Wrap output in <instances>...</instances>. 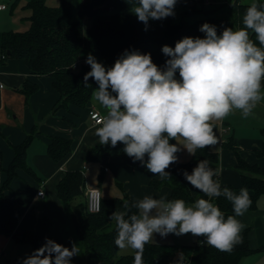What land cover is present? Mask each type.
Segmentation results:
<instances>
[{"label":"clouds","instance_id":"obj_1","mask_svg":"<svg viewBox=\"0 0 264 264\" xmlns=\"http://www.w3.org/2000/svg\"><path fill=\"white\" fill-rule=\"evenodd\" d=\"M177 2L134 0L130 11L146 31L150 21L175 16ZM242 24L239 29L224 27L220 32L216 25L202 24L203 37L185 36L174 47L162 46L168 57L163 67L153 62L150 53L138 50H125L111 67L89 54L85 62L91 70L83 83L90 87L89 78L95 81L98 87L92 99L105 110L94 133L99 144L115 148L122 143L123 152L133 162L139 161L161 179L171 178L165 170L178 162L176 154L182 148L195 155L198 149L216 145L213 121L237 111L247 118L264 101V2L253 0ZM172 140L183 141V145ZM219 175L220 169L207 160L199 161L191 173L183 171L186 181L207 197L193 203L151 196L125 200L123 210L109 216L115 225V245L133 250V264H143L145 245L154 234L164 238L191 233L202 237L203 245L230 252L242 243L246 225L237 217L248 211L252 200L247 188L238 194L222 188ZM219 197L231 202L234 215L225 218L213 202ZM78 255L77 244L68 248L46 238L22 264H71ZM175 264H184L182 254Z\"/></svg>","mask_w":264,"mask_h":264},{"label":"trees","instance_id":"obj_2","mask_svg":"<svg viewBox=\"0 0 264 264\" xmlns=\"http://www.w3.org/2000/svg\"><path fill=\"white\" fill-rule=\"evenodd\" d=\"M183 2L184 0H178V3ZM209 2L206 0V3ZM249 5L236 0L229 6L225 17L207 15L193 23H186L185 17L196 11L210 10L185 6L180 21H176L175 16L152 20L145 31V25L129 11L134 6V0H60L58 6L47 5L46 0H30L28 6L32 13L29 16V29L0 30V68L9 59H22L34 74L51 76L53 87L60 95L54 112L60 109L72 112L74 107H85L91 100L94 89L98 87L92 78L88 81L91 86H84L83 78L91 70L89 66L83 65L78 72L73 70L86 55V51L101 57L108 67H111L125 50H138L142 54L150 53L153 62L163 67L168 57L162 53V46L174 47L175 43L185 36L203 37L204 33L200 32L199 28L204 23L216 25L218 32L224 27L239 29L243 26L242 18ZM75 8H78L77 19L73 18ZM84 20L89 22L87 28L84 27ZM252 38L255 40L254 35ZM176 75L179 78V74ZM37 89L36 83L26 80L20 91L28 98ZM213 126L215 131L217 125L213 123ZM37 132L34 128L21 144L13 146L14 158L7 168L3 167V155L0 151V172L4 171L7 175L0 185V234L12 236L19 243L31 244L33 251L40 248L46 238L59 244L58 236L53 233L55 220L48 216L46 211L37 214L36 210H33L34 221L31 230L16 232L22 216L20 208L24 201L9 197L6 192L11 188L19 170L29 171L27 151ZM262 136L263 145L261 149L256 150L260 157L264 156V128ZM170 143L176 141L172 140ZM223 144L236 155L235 168L240 172L242 186L251 191L250 209L257 210L258 201L264 196V167L243 158L238 144L232 137ZM123 147L122 143H118L115 148L110 144H97L87 151L86 161L97 162L106 155L117 154L123 155L130 165L146 169L139 161L133 162L132 158L123 152ZM47 151L55 162H61L72 152V140L52 136ZM176 155L178 162L165 170L171 174V178L153 179L150 184L156 189L170 187L169 200L183 199L187 203H193L196 198L183 176V171L191 173L201 160H207L211 167L220 169V154L208 146L198 149L189 161H181L180 152ZM220 184L222 188L228 187L235 192L234 186L221 182ZM57 197L66 213L74 243L79 247V255L73 264H133L134 253L118 255V247L114 243L116 231L111 229L113 221L109 216L115 211H122L125 200L132 202L136 201L135 199L126 195H102L100 211L90 212L83 170L66 172L57 184ZM213 202L225 213V218L234 215L231 202L224 197L215 198ZM250 233L251 228H245L241 233L242 243L237 244L230 252L201 244L202 237L194 244H159L151 241L145 245L143 264H175L180 254L187 264H242L245 258L260 250L252 247Z\"/></svg>","mask_w":264,"mask_h":264},{"label":"crops","instance_id":"obj_3","mask_svg":"<svg viewBox=\"0 0 264 264\" xmlns=\"http://www.w3.org/2000/svg\"><path fill=\"white\" fill-rule=\"evenodd\" d=\"M6 9L7 7L0 9V14ZM0 30L4 29L0 27ZM26 80L38 85L37 91L28 98L20 91ZM59 97L58 91L53 87V78L49 75L34 74L22 59H9L0 68V151L3 155L4 168H7L14 158L13 146L21 144L34 128L38 131L27 151L29 171L19 170L11 183V188L6 192L11 198L26 201V205L20 208L22 216L16 232L23 233L31 230L34 221L33 210H36L37 214L46 211L48 216L55 220L53 233L58 236L59 244L71 248V237L64 229L68 222L67 216L57 197V184L68 170H83L86 176V190L98 187L101 191L106 175L112 171L114 177L122 178L119 185L126 196L135 200L145 196L168 199L171 188L153 187L150 184L151 181L161 178L147 169L130 165L123 155H106L97 163L87 162V151L99 144V138L94 134L97 126L89 117V110L93 107L92 98L83 108L74 107L72 112L63 109L54 112V106ZM97 109L105 112L102 108L97 107ZM225 126L221 128V148L214 150L220 154L219 181L222 184L234 186L235 193L238 194L244 187L240 172L235 168L236 155L229 148L230 151H226L227 147L225 148L223 144L228 140L224 139ZM230 128L228 124L227 129ZM263 128L264 125L252 128L254 130H250L249 138L234 136V134L232 138L238 144L243 158L252 164L264 167V156L260 157L256 154V150L261 149L263 145ZM52 136H62L72 140V152L61 162H55L48 154V144ZM191 156L193 158V155L188 153L186 158L190 159ZM6 177L4 171L0 172V185ZM189 186L196 199L207 198L190 184ZM41 188L45 191V197L37 195ZM262 218H264V196L259 199L257 210L252 211L249 208L243 216L237 217L246 225V228H251L252 247L259 246L264 249V245H260L264 242L259 229ZM60 232H63V240ZM18 243L12 236L0 234V264H16ZM75 259L76 256L72 258L71 264Z\"/></svg>","mask_w":264,"mask_h":264},{"label":"rangeland","instance_id":"obj_4","mask_svg":"<svg viewBox=\"0 0 264 264\" xmlns=\"http://www.w3.org/2000/svg\"><path fill=\"white\" fill-rule=\"evenodd\" d=\"M0 4H5L7 6V9L3 11L0 14V24L1 28L4 30H13V31H25L29 29L30 27V21L29 16L32 13V10L28 6V3L30 0H1ZM209 3H206V0H184L183 4L178 3L175 6V18L176 21H180L181 17L183 15V9L185 6L187 7H195V8H205L209 9L210 11H196L193 13H190L185 17L186 23H193L197 19L203 18L207 15H212L215 17H225L227 15V11L229 6L234 3L236 0H208ZM242 3L251 4L253 0H240ZM60 3V0H46V4L49 6H58ZM78 8L74 9L73 18H78ZM130 11V10H129ZM89 26L88 20H84V27L87 28ZM86 55L80 61L73 67V70L78 72L82 69L83 65L89 66L85 61L87 58V55L91 54L93 55L98 62H101L106 67H108V64L104 59L101 57L86 51ZM90 67V66H89ZM93 107H99L102 108L98 103H96L92 99ZM103 109V108H102ZM212 123L217 125V129L214 131L216 138H217V144L214 146H211V150L214 151L216 149L221 148V128L223 125H226L224 132V139H228L233 136H240L243 138H249L250 137V130L252 128H256V126L261 127L264 125V101L259 103L256 108L253 110L252 114L248 116L247 118H243L241 114L237 111L234 114L230 115L229 117L225 118L221 121H213ZM228 124L230 125V129H227ZM223 130V131H225ZM254 130V129H252ZM180 146L183 145V141H176ZM226 148V147H225ZM226 151H230L228 148L225 149ZM188 152L186 149L181 150V155L179 156V159L181 161H189L191 158H186ZM97 163V162H93ZM222 163V162H221ZM99 167V166H98ZM90 173V171H89ZM122 181V178H116L113 176V172H109V175H106V178L103 181L102 184V191L104 197H124L126 194L120 187V182ZM100 189V188H99ZM101 190V189H100ZM24 201V205H26V201L24 199H21ZM169 200V199H166ZM261 225L259 226L260 233L264 238V218L260 219ZM63 225V223L61 222ZM31 227V226H30ZM65 231L69 234L68 236L71 237V244L75 242L70 229L69 224L67 222V225L64 227ZM111 229L115 230L114 222H112ZM60 237L63 240V232H60ZM200 240V237H194L191 233L176 236L174 234H169L167 237L162 238L159 234H154V237L151 241L159 244H194L197 243ZM16 244V243H14ZM260 245H264V242H262ZM19 250L17 251V258L16 264H22V260L32 254L33 248L31 244H21L18 243ZM254 249H260L259 251H255L253 254L249 255L247 258L244 259L242 264H264V249L257 246L254 247ZM133 250L131 249H118V255H128L133 254ZM13 262V260H11ZM184 264H187L184 262Z\"/></svg>","mask_w":264,"mask_h":264},{"label":"built area","instance_id":"obj_5","mask_svg":"<svg viewBox=\"0 0 264 264\" xmlns=\"http://www.w3.org/2000/svg\"><path fill=\"white\" fill-rule=\"evenodd\" d=\"M7 6L5 4H0V9H5ZM105 112L100 111L96 107H91L89 110V117L92 120V123L95 126H99V123L103 117ZM42 194H41V191ZM37 195L40 197H45V191L44 189H39L37 192ZM86 197H87V204H88V210L90 212H99L101 209V199H102V193L101 190L98 187H91L86 190Z\"/></svg>","mask_w":264,"mask_h":264}]
</instances>
